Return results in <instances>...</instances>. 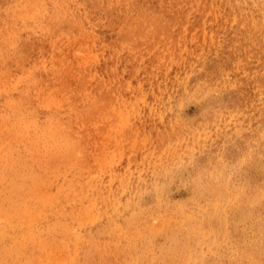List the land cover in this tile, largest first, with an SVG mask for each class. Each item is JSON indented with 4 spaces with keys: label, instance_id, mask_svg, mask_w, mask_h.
<instances>
[{
    "label": "rangeland",
    "instance_id": "rangeland-1",
    "mask_svg": "<svg viewBox=\"0 0 264 264\" xmlns=\"http://www.w3.org/2000/svg\"><path fill=\"white\" fill-rule=\"evenodd\" d=\"M250 6L0 0V84L37 101L73 87L61 70L91 73L95 214L77 223L97 239L88 264H264V14Z\"/></svg>",
    "mask_w": 264,
    "mask_h": 264
},
{
    "label": "bare ground",
    "instance_id": "bare-ground-1",
    "mask_svg": "<svg viewBox=\"0 0 264 264\" xmlns=\"http://www.w3.org/2000/svg\"><path fill=\"white\" fill-rule=\"evenodd\" d=\"M246 2H251L249 17L261 19L264 4ZM79 22L69 19L64 26H75L84 34L86 25ZM60 72L62 87H73L66 92L56 88L37 101L25 94V85L0 84V98L17 92L0 104V264H88L84 255L97 244L91 228L77 224L86 213L95 214L90 196L96 193L95 182L89 172L86 187L82 154L84 121L95 100L94 93H87L91 73L88 69L72 77L67 69ZM60 92V102L51 103L52 95ZM95 221L93 215L89 225Z\"/></svg>",
    "mask_w": 264,
    "mask_h": 264
}]
</instances>
